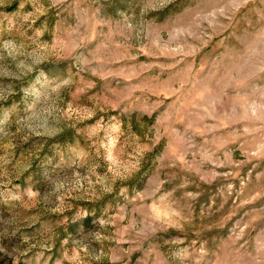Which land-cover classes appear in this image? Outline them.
Listing matches in <instances>:
<instances>
[{"label": "rangeland", "instance_id": "1", "mask_svg": "<svg viewBox=\"0 0 264 264\" xmlns=\"http://www.w3.org/2000/svg\"><path fill=\"white\" fill-rule=\"evenodd\" d=\"M0 264H264V0H0Z\"/></svg>", "mask_w": 264, "mask_h": 264}]
</instances>
